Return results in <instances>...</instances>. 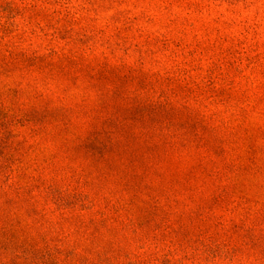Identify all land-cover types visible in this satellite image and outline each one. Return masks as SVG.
Returning <instances> with one entry per match:
<instances>
[{
	"label": "rangeland",
	"instance_id": "1",
	"mask_svg": "<svg viewBox=\"0 0 264 264\" xmlns=\"http://www.w3.org/2000/svg\"><path fill=\"white\" fill-rule=\"evenodd\" d=\"M0 264H264V0H0Z\"/></svg>",
	"mask_w": 264,
	"mask_h": 264
}]
</instances>
